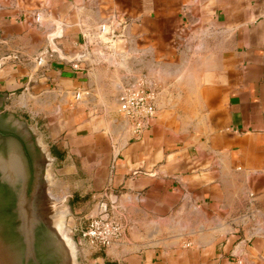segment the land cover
I'll return each instance as SVG.
<instances>
[{"label":"crops","instance_id":"obj_1","mask_svg":"<svg viewBox=\"0 0 264 264\" xmlns=\"http://www.w3.org/2000/svg\"><path fill=\"white\" fill-rule=\"evenodd\" d=\"M141 76L134 138L117 96ZM5 104L86 196L78 233L125 223L102 264H264V0H0Z\"/></svg>","mask_w":264,"mask_h":264},{"label":"rangeland","instance_id":"obj_2","mask_svg":"<svg viewBox=\"0 0 264 264\" xmlns=\"http://www.w3.org/2000/svg\"><path fill=\"white\" fill-rule=\"evenodd\" d=\"M0 110L7 112L8 118L13 120V123L18 126L19 130H22L24 133L27 132L30 135L31 133L37 135L39 130L34 127L32 122H26L20 111L16 112L11 107H7L6 104L1 106ZM39 150L40 151L38 152L35 160L34 177L31 181L29 179L27 168L25 170L26 196L30 199L25 198L22 194L24 181L23 171L20 173L21 178L18 179L20 182L18 183L17 189L15 190L14 188L15 192L10 194L12 197L7 198L8 200L0 199V210L4 208V203L8 204V207L4 208L5 214L0 213V237L8 243L6 248H8L9 251H15L16 249V238L14 237V242L11 239L9 240V238H11L12 235H17L18 229L23 231V224L20 225V222L21 219L24 220L22 204L25 202L28 204L27 206V204L24 203V205L27 206V209L31 206L29 210L33 211L32 213L34 216V222H40V229L42 231L40 230L41 234L37 235V237H39L37 244L28 242L27 236L28 234L30 235V233H27V231L24 233L23 231L21 234L20 232V235L23 236L24 253H26V251L28 252V249L32 253L35 249H37L36 247L38 244L41 246L37 258H34V255L32 256L29 251L28 255L26 253L27 259L24 258L22 260V264L101 263V260H97L96 258L92 257L91 254L93 251L84 241L80 239L79 233L77 232L78 227L83 225V221L85 219L84 214L88 208L84 204L85 200L77 203H73L72 201L73 195H79L80 192L79 188L76 187L73 182L74 178L70 176L66 177L63 175H58L55 172L56 163L53 162V159L48 151V147L43 145L41 148H39ZM12 151L14 154H18L23 159V155L21 154L22 150L19 144H15V146L12 148ZM15 181L17 180L15 179L13 182H11L15 183ZM37 183H41L42 185L40 188L42 189V193L40 195L37 194L36 190L34 191L35 193H33L34 186ZM47 200H49V202ZM27 209L24 208L23 210L27 211ZM64 240L65 242L67 241L66 243H71L72 246L68 247ZM49 248L52 249L50 253L53 252L52 254H55L57 258L54 257L55 255H51V257H53L49 258L47 254Z\"/></svg>","mask_w":264,"mask_h":264},{"label":"built area","instance_id":"obj_3","mask_svg":"<svg viewBox=\"0 0 264 264\" xmlns=\"http://www.w3.org/2000/svg\"><path fill=\"white\" fill-rule=\"evenodd\" d=\"M77 69L79 64L72 63ZM157 89L153 82L141 76L123 84L117 96V111L129 123L134 138H139L157 114ZM119 217L109 216L105 208L79 229L80 239L91 250H102L119 241L125 232Z\"/></svg>","mask_w":264,"mask_h":264},{"label":"bare ground","instance_id":"obj_4","mask_svg":"<svg viewBox=\"0 0 264 264\" xmlns=\"http://www.w3.org/2000/svg\"><path fill=\"white\" fill-rule=\"evenodd\" d=\"M24 170L25 169L23 167V164L20 162L18 156L15 155V154H13V153H12V155L9 156L8 159H1L0 158V199L6 200L7 198H11L12 197V195H10V194H13L15 192V190L17 189L18 183L20 182V181H18V179L21 178V174L20 173H21V171L24 172ZM15 179L17 181H15V183H12L13 180H15ZM9 183H11V184H9ZM37 185L40 186V188L42 187L41 183H37L34 186L33 193H35L34 191H35V187ZM24 187H25V182L23 181L22 194L24 195L25 198H27L25 196V194H24ZM14 188H15V190H14ZM27 199H30V198H27ZM23 201H22V203H23ZM24 203L22 205H23L24 208L27 209L28 204L25 203V204H27V206H26V205H24ZM4 205H5V206H3L4 208H7L8 207V204L4 203ZM23 207H22V212H24L23 213L24 214V217H23L24 220L21 219L20 225L23 224V231H24V233H25V231H27V233H30V235L28 234V236H27L28 237V242H32L33 244L34 243L37 244L38 243V240H39V237H37V235H40L41 234L40 233V230H41L40 229L41 228L40 227V222H34V216H33V213H32L33 211L32 210H29V208L31 206L27 209V211H24L23 210L24 209ZM4 208L2 210H0V213H4L5 214ZM23 231L21 229H18L17 235H12V237L9 238V240L11 239L12 241H13V239L15 240V238H16V240H15V243L16 244L14 243L15 246H16L15 251H12V250L9 251L8 248H6V245H8V243L4 239H2L0 237V261H1L2 264H22L23 263L22 260L24 258L27 259V255H28V252L30 250L28 249V252L26 251L27 255L23 251V236L20 235V232L22 234ZM24 242H25V240H24ZM64 242H65V240H64ZM66 245H68V247H71L72 246L71 243H66ZM49 247H50V245H49ZM36 248L37 249H35L34 252L31 253V251H30V254L32 256L34 255L33 256L34 258H37L38 257V254H39L38 252L41 249V246H39V244H38ZM51 250L52 249L49 248L48 251H47V254H48L49 258L51 257V255H53L52 254L53 252L50 253ZM32 251H33V249H32ZM54 257H56V255Z\"/></svg>","mask_w":264,"mask_h":264},{"label":"flooded vegetation","instance_id":"obj_5","mask_svg":"<svg viewBox=\"0 0 264 264\" xmlns=\"http://www.w3.org/2000/svg\"><path fill=\"white\" fill-rule=\"evenodd\" d=\"M15 144H19L21 147L23 159L18 154L17 156L22 159L24 169L26 170L27 168L29 179L31 181L34 177L35 160L38 152L40 151L39 147L34 142V137L30 135L28 138L26 133H24L22 130H19L18 126L13 123V120L8 118L7 112L0 110V158L7 159L10 155H12V153L14 154L12 148L15 146ZM25 170L24 182L26 181ZM25 187L24 190L26 189ZM35 190L39 195L42 193V189H40V186L38 185L35 187ZM47 201L49 202V200Z\"/></svg>","mask_w":264,"mask_h":264},{"label":"trees","instance_id":"obj_6","mask_svg":"<svg viewBox=\"0 0 264 264\" xmlns=\"http://www.w3.org/2000/svg\"><path fill=\"white\" fill-rule=\"evenodd\" d=\"M84 200H86V196H79L78 194H74L73 195V198H72V201H73V203H77V202H82V201H84ZM80 236V235H79Z\"/></svg>","mask_w":264,"mask_h":264},{"label":"water","instance_id":"obj_7","mask_svg":"<svg viewBox=\"0 0 264 264\" xmlns=\"http://www.w3.org/2000/svg\"><path fill=\"white\" fill-rule=\"evenodd\" d=\"M26 133V135H27V137L29 138L30 137V134H28L27 132H25ZM9 158V157H8ZM7 158V159H8ZM19 158V160H20V162L23 164V162H22V159H20V157H18ZM23 167H24V165H23ZM25 179H26V175H25ZM36 185V184H35ZM24 194H25V196H26V193H25V190H24ZM27 197V196H26Z\"/></svg>","mask_w":264,"mask_h":264}]
</instances>
